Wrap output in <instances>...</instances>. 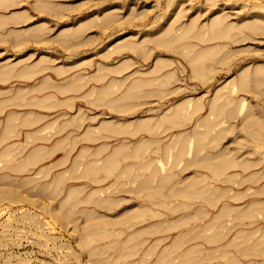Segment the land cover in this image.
<instances>
[{"label":"rangeland","instance_id":"obj_1","mask_svg":"<svg viewBox=\"0 0 264 264\" xmlns=\"http://www.w3.org/2000/svg\"><path fill=\"white\" fill-rule=\"evenodd\" d=\"M257 15L0 0V264H264Z\"/></svg>","mask_w":264,"mask_h":264},{"label":"bare ground","instance_id":"obj_2","mask_svg":"<svg viewBox=\"0 0 264 264\" xmlns=\"http://www.w3.org/2000/svg\"><path fill=\"white\" fill-rule=\"evenodd\" d=\"M256 14H257V13H256ZM257 17H258V19H260L259 22H260V21L262 22V20H263L262 23L264 24V16H262V15H257ZM177 18H178V20H179V16H178ZM177 18H176L175 20H177ZM174 22H175V21H174ZM177 22H178V21H177ZM261 22H260V23H261ZM221 23H225L223 18H221V20H220L219 22L215 23V24H216V26H220ZM105 24H106V23H105ZM212 25H213V24H212ZM212 25H211V26H212ZM196 26H197V25H196ZM214 26H215V25H214ZM214 26H213V27H214ZM186 27H187V26H186ZM186 27L184 28L183 35H186V34L188 33L187 36H186V38L188 39V38H189V35H190L189 32H190L191 30H189V28H188V27L186 28ZM232 27H233V26H232ZM171 28H172V27H171ZM221 30H222V27H221ZM215 33H216V32H215ZM28 70H29V69H28ZM26 71H27V69H26ZM28 72H29V71H28ZM28 72H27V73H28ZM25 73H26V72H25ZM249 73H250V72H249ZM249 73H247V74H249ZM8 74L10 75V73H8ZM247 74H246V75H247ZM9 75L6 74V76H9ZM196 75H197V74H196ZM1 77H2V76H1ZM3 77H4V79H5V76H3ZM9 77H10V76H9ZM1 79H2V78H1ZM6 79H7V78H6ZM71 84H72V83H71ZM70 86H72V85H70ZM67 87H68V86H67ZM234 87H236V84H235ZM234 87L232 88L233 91H235V89H237V87H236V88H234ZM104 91H106V90H104ZM102 92H103V91H102ZM106 92H107V91H106ZM107 93H108V92H107ZM104 94H105V92H104ZM123 99H124V98H123ZM126 99H127V98H126ZM232 101H233V100H232ZM221 105H222V104H221ZM217 106H218V105H217ZM243 106H244V105H243ZM222 109H223V108H222ZM217 110H218V108H217ZM192 111H193V114H194L195 111H194V110H192ZM215 112H216V111H215ZM215 112H214V114H215ZM218 112H219V113L222 112V111H221V108H220V111L218 110ZM212 113H213V112H212ZM191 114H192V112H191ZM221 114H222V113H221ZM221 114H220V115H221ZM216 117H218V115H216ZM223 117H224V114H223ZM218 118H219V117H218ZM216 119H217V118H216ZM214 120H215V119H214ZM217 120H219V119H217ZM144 122H145V121H144ZM214 122H215V121H214ZM141 124L143 125V122H142ZM145 124H148V122L146 121ZM134 173H135V172H134ZM134 175H135V174H134ZM134 175H133V178L136 177V176L134 177ZM137 175H138V172H137ZM139 175H140V174H139ZM120 178H121V177H119V179H120ZM137 178H139V177H137ZM135 179H136V178H135Z\"/></svg>","mask_w":264,"mask_h":264}]
</instances>
